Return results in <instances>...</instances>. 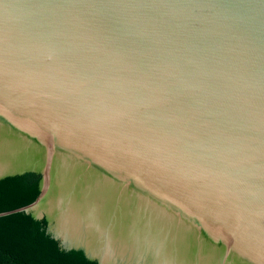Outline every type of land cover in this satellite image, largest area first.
Instances as JSON below:
<instances>
[{
	"label": "water",
	"instance_id": "1",
	"mask_svg": "<svg viewBox=\"0 0 264 264\" xmlns=\"http://www.w3.org/2000/svg\"><path fill=\"white\" fill-rule=\"evenodd\" d=\"M0 244L264 264V0H0Z\"/></svg>",
	"mask_w": 264,
	"mask_h": 264
},
{
	"label": "trees",
	"instance_id": "2",
	"mask_svg": "<svg viewBox=\"0 0 264 264\" xmlns=\"http://www.w3.org/2000/svg\"><path fill=\"white\" fill-rule=\"evenodd\" d=\"M0 264H35L0 244Z\"/></svg>",
	"mask_w": 264,
	"mask_h": 264
}]
</instances>
